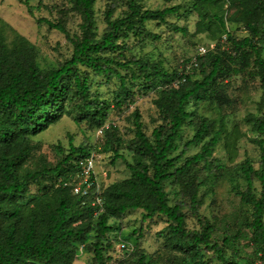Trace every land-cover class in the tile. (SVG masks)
Segmentation results:
<instances>
[{
	"label": "trees",
	"instance_id": "16d2710c",
	"mask_svg": "<svg viewBox=\"0 0 264 264\" xmlns=\"http://www.w3.org/2000/svg\"><path fill=\"white\" fill-rule=\"evenodd\" d=\"M19 1L35 17L30 0ZM72 1L81 17L79 34L71 35L60 20L36 18L39 24L46 23L64 33L74 47L70 59L45 71L37 63L35 44L0 16V264H73L78 243H85L86 249L93 251L96 264H108L107 249L111 243L106 240L115 229L109 220L136 209H143V219L166 217L167 225L160 234L168 247L181 253L178 264H188V258L198 264L205 250H214L223 264H243L237 250L230 256L217 242L214 223L201 219L200 229H189L181 204L169 202L166 183L174 180L182 189L189 190L191 211L196 214L203 202L198 197V188L207 184L216 172L229 177L233 190L251 210V219L246 223L252 231L257 260L259 252L264 254V138H251L261 151L260 167L255 168L246 160L240 165L238 176L227 165H215L210 160L222 140L233 159L236 144L244 135L238 126L227 131L225 112L215 118L201 117L193 137L179 149L185 126L192 124L189 119L193 113L187 110L188 103L211 97L221 110L234 106L237 98L232 95L228 78L235 74H241L245 82L252 77L260 79L262 94L257 111L262 114L249 112L244 120L254 132L264 135V0H194L188 7L187 12H196L199 17L196 32L207 33L211 40L217 41L212 50L198 57L199 65L193 67H201L203 77L194 79L192 69L178 87L171 85L161 90L155 104L164 123L156 126L151 136L145 131L140 110L133 111L135 137L130 149L135 151V160L129 162L119 153V145L115 147V160H125L130 176L104 188L102 211L92 204H83V198L73 193L72 185L65 184L72 180L74 160L89 155L90 147L76 146L71 141L68 153L55 165L41 158L31 166L28 161L36 148L32 138L71 114L66 107L68 101L79 100L81 118L90 117L97 127L105 126L107 101L92 96L90 80L117 76L125 87L126 77L119 68L131 70L133 78H141L142 73L138 74L133 66L146 72L150 64L137 57L123 60V53L130 49L128 37L146 34L160 38L145 23L151 20L166 23L167 16L179 12L182 6L152 10L145 8L141 0H127L129 11L123 17L113 18L116 4L112 3L105 16L106 31L98 38L94 12L97 0ZM232 24L242 26L248 34L238 38L230 31ZM174 27L179 32H188L186 27ZM223 35L227 37L225 41ZM222 44L229 48L223 49ZM109 50L120 51L114 57L104 55ZM82 67L86 70L82 71ZM145 77H162L172 82L181 78L182 73L158 70ZM116 104L120 106L122 101L116 99ZM117 140L120 144L121 139ZM201 141L200 151L186 154L191 145ZM203 168L208 175L202 172ZM242 177L245 185L240 181ZM255 177L262 184L260 193L255 187ZM33 184L38 192L27 199ZM93 229L95 241L89 244ZM222 241L225 246L235 244L229 236ZM148 261L147 255L141 253L132 264Z\"/></svg>",
	"mask_w": 264,
	"mask_h": 264
},
{
	"label": "rangeland",
	"instance_id": "374dc122",
	"mask_svg": "<svg viewBox=\"0 0 264 264\" xmlns=\"http://www.w3.org/2000/svg\"><path fill=\"white\" fill-rule=\"evenodd\" d=\"M193 2L194 0H141L145 8L152 10L178 4L182 6L179 12L167 16L166 23L157 20L145 23L146 28L159 35L160 38H152L146 34L139 37L134 35L128 37L127 43L130 49L123 53V60L137 57L143 62L149 63L150 67L144 72L137 66H133L138 70V74L142 73L141 78H133L131 70L119 68L121 74L126 77L125 87H122L121 80L117 76L110 79L97 76L94 81L90 80L92 96L107 101V120L103 126L105 127L104 131H100L101 127H97L90 117L81 118L83 112L79 111L81 106L79 100L68 101L66 107L71 114L64 115L59 122L52 124L47 130L32 138L36 148L28 164L34 166L37 159L45 158L48 163L55 165L66 156L70 149V142L73 141L76 146L90 147L91 152L96 154L99 161L97 175L103 188L130 176V169L125 160L123 158L115 160V147L119 145V153L129 162L134 163L135 151L130 149L135 137L132 113L136 108L140 110L145 131L151 136L153 129L164 123L155 104V99L158 98L161 90L170 87L174 82H169L162 77L149 79L145 75L158 70L166 71L169 74L175 71L182 73L186 66L190 65L192 59L199 56L201 46L209 51L217 43V41L211 40L207 33L196 32L198 14L187 12ZM112 3L116 4L113 18L123 17L129 11L127 0H97L94 4V12L98 38L102 37L106 31L105 16ZM30 4L33 5L35 17L29 14L26 5L19 0H0V16L14 30L35 44L37 63L42 70L58 67L71 58L73 44L64 33L50 28L46 23L39 24L36 18L47 17L54 21L60 20L66 25L71 35H74L80 33V14L72 0H30ZM175 25L186 27L188 32L182 33L175 30ZM230 31L238 38L248 34L242 26L237 24L230 25ZM8 36L12 37L11 31L8 32ZM226 39V35H223V41ZM222 48L227 49L229 45L222 44ZM119 51L109 50L104 55L114 57ZM81 70L84 71L86 68L82 67ZM193 71L194 79L203 77L201 67L194 68ZM228 80L231 83L232 95L237 98V102L234 106L221 110L214 98L191 100L187 105V110L193 113L189 119L192 124L185 126L179 150L183 148L187 140L193 137L201 117L215 118L225 112L227 131L230 132L235 126H238L244 135L236 144L237 150L233 159L226 148L225 140H222L215 148L210 160H214L215 165H227L230 171L238 176L241 172L240 165L246 160H250L255 168L260 167L261 151L258 144L252 142L251 138H264V135L254 132L251 124L245 122L244 118L249 112L262 114L257 111V102L261 98L262 89L258 77L249 78L245 82L241 74H235ZM126 90L128 91L127 95H125ZM116 99L122 101L120 106L116 104ZM117 137L121 139L120 144H118ZM202 144L203 141L191 145L186 154L197 153ZM202 172L206 175L209 173L206 168H203ZM240 181L245 185L246 181L243 177L240 178ZM254 182L257 193H260L261 181L255 177ZM166 190L170 204H181L182 210L187 214L189 229H200L201 219L210 220L216 225L215 239L230 256H233L237 250L241 263H255V245L251 240L252 231L246 223L251 219V210L241 202V197L233 190V184L226 174L216 172V175L207 184L198 188V197H201L203 202L196 214L191 211L189 190L182 189L174 180L166 183ZM37 192L38 187L33 184L27 199ZM143 213V209L130 210L119 219L111 218L109 220L115 229L109 232L106 240L111 243L110 248L107 249L108 264H132L138 260L141 253L147 255L148 264H178L177 258L182 257L181 253L168 247L165 237L160 234V231L167 225L166 217L156 215L143 219ZM95 233V229L90 232L87 240L89 244L95 241ZM225 236H229L235 244L225 246L222 241ZM120 239L135 246L136 250L133 252L121 250ZM187 263L196 264L190 258ZM73 264H96L93 251L87 250L85 243H78V253ZM198 264L223 263L214 250H205Z\"/></svg>",
	"mask_w": 264,
	"mask_h": 264
},
{
	"label": "built area",
	"instance_id": "2783aa9c",
	"mask_svg": "<svg viewBox=\"0 0 264 264\" xmlns=\"http://www.w3.org/2000/svg\"><path fill=\"white\" fill-rule=\"evenodd\" d=\"M207 51L208 50L204 46L200 47L199 56L192 59L190 65L186 66L185 71L182 72L181 78H176L174 80V86L178 87L186 80V74L192 72L193 67L199 65L198 57L204 56ZM104 129L105 127H101L100 131H104ZM98 162V158H96V154L94 152L75 159L73 163L74 167L72 171V180H70L69 183L66 182L65 184L72 185L73 193L83 198V204H92L93 206L100 209V211H102L104 203V188L101 186L97 175ZM127 243L128 242L125 241L119 242L121 250L133 252L134 246ZM258 256L259 257L255 261V264H264V254L262 252H259Z\"/></svg>",
	"mask_w": 264,
	"mask_h": 264
}]
</instances>
